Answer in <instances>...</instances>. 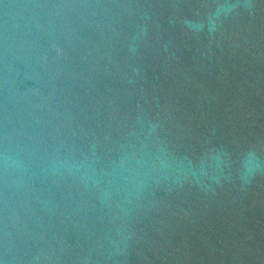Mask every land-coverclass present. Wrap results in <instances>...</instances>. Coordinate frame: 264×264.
Segmentation results:
<instances>
[{"label": "water", "instance_id": "95a60500", "mask_svg": "<svg viewBox=\"0 0 264 264\" xmlns=\"http://www.w3.org/2000/svg\"><path fill=\"white\" fill-rule=\"evenodd\" d=\"M0 264H264V0H0Z\"/></svg>", "mask_w": 264, "mask_h": 264}]
</instances>
